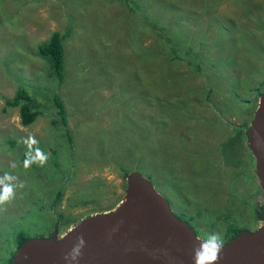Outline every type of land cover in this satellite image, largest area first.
Here are the masks:
<instances>
[{
	"label": "rangeland",
	"instance_id": "374dc122",
	"mask_svg": "<svg viewBox=\"0 0 264 264\" xmlns=\"http://www.w3.org/2000/svg\"><path fill=\"white\" fill-rule=\"evenodd\" d=\"M53 32L61 81L38 52ZM21 86L40 110L30 125L5 104ZM263 90L264 0H0V192L13 190L0 264L19 234L59 238L115 211L132 171L201 238L257 228L246 130ZM231 137L235 166L220 151Z\"/></svg>",
	"mask_w": 264,
	"mask_h": 264
},
{
	"label": "water",
	"instance_id": "95a60500",
	"mask_svg": "<svg viewBox=\"0 0 264 264\" xmlns=\"http://www.w3.org/2000/svg\"><path fill=\"white\" fill-rule=\"evenodd\" d=\"M246 133L264 192V90ZM200 239L151 181L132 171L115 211L88 217L59 238H27L11 264H193L192 249ZM215 264H264V220L223 243Z\"/></svg>",
	"mask_w": 264,
	"mask_h": 264
},
{
	"label": "trees",
	"instance_id": "16d2710c",
	"mask_svg": "<svg viewBox=\"0 0 264 264\" xmlns=\"http://www.w3.org/2000/svg\"><path fill=\"white\" fill-rule=\"evenodd\" d=\"M62 37L58 32H53L51 37L48 41L40 43L38 46V52L40 55L44 57H49L51 60V67H52V73L55 75V77L58 80H62V69H63V48H62ZM5 104L10 107H18L19 108V114H20V121L23 125H30L32 122L35 121V119L38 117L40 110L34 108L33 98L30 96L29 91L24 87H19L17 89L16 94L11 99H5ZM56 105H57V111L61 115V119L64 123H66L65 118V107L61 103V101L57 98L56 99ZM238 135V141L242 143V132L236 133ZM69 140L71 141V136L68 135ZM234 142V138H228L226 142H224L221 145V153L224 158L225 163L228 165L232 162L231 165L235 166L239 164L245 154L242 156H238L235 151L231 149V146ZM242 157V158H241ZM249 159L253 160L251 158V153L248 155ZM253 163V162H252ZM60 197V195L57 196V199ZM258 218L260 217L259 214L256 215ZM233 232L231 234L232 236H235L239 230L236 228L232 229ZM28 236L24 234H19L18 236V245L22 244ZM15 254V251L12 253V256ZM11 258L8 262V264H11Z\"/></svg>",
	"mask_w": 264,
	"mask_h": 264
},
{
	"label": "clouds",
	"instance_id": "9594fccd",
	"mask_svg": "<svg viewBox=\"0 0 264 264\" xmlns=\"http://www.w3.org/2000/svg\"><path fill=\"white\" fill-rule=\"evenodd\" d=\"M2 183L3 181L0 180V184ZM12 195V187L9 185H5L2 192H0V204H3L5 201L10 200L12 198ZM222 245L223 240L218 232L209 233L205 238L200 239L199 242L193 247V264H215ZM71 258L75 259L74 256Z\"/></svg>",
	"mask_w": 264,
	"mask_h": 264
},
{
	"label": "flooded vegetation",
	"instance_id": "af4514ba",
	"mask_svg": "<svg viewBox=\"0 0 264 264\" xmlns=\"http://www.w3.org/2000/svg\"><path fill=\"white\" fill-rule=\"evenodd\" d=\"M258 213V211H256V214ZM193 228V227H192ZM194 229V228H193ZM198 236V235H197ZM199 237V236H198ZM201 238V237H200ZM231 237L228 238V240L230 239Z\"/></svg>",
	"mask_w": 264,
	"mask_h": 264
}]
</instances>
